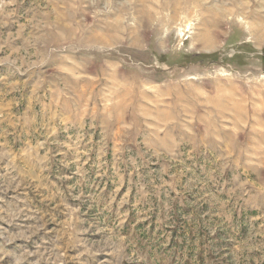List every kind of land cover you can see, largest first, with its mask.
Segmentation results:
<instances>
[{"label":"rangeland","instance_id":"obj_1","mask_svg":"<svg viewBox=\"0 0 264 264\" xmlns=\"http://www.w3.org/2000/svg\"><path fill=\"white\" fill-rule=\"evenodd\" d=\"M0 264H264V0H0Z\"/></svg>","mask_w":264,"mask_h":264}]
</instances>
